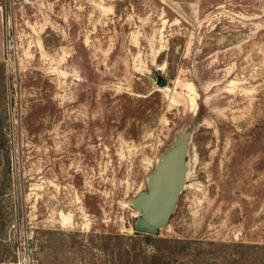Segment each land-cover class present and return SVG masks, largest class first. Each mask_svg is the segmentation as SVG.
<instances>
[{"label": "rangeland", "instance_id": "rangeland-1", "mask_svg": "<svg viewBox=\"0 0 264 264\" xmlns=\"http://www.w3.org/2000/svg\"><path fill=\"white\" fill-rule=\"evenodd\" d=\"M0 264H264V0H0Z\"/></svg>", "mask_w": 264, "mask_h": 264}, {"label": "water", "instance_id": "water-1", "mask_svg": "<svg viewBox=\"0 0 264 264\" xmlns=\"http://www.w3.org/2000/svg\"><path fill=\"white\" fill-rule=\"evenodd\" d=\"M156 85L160 89L165 87L161 76L156 77ZM191 135L190 129L175 135L173 145L157 161L154 172L148 177L146 191L131 201L137 213L133 232L155 237L167 227L185 189Z\"/></svg>", "mask_w": 264, "mask_h": 264}, {"label": "bare ground", "instance_id": "bare-ground-1", "mask_svg": "<svg viewBox=\"0 0 264 264\" xmlns=\"http://www.w3.org/2000/svg\"><path fill=\"white\" fill-rule=\"evenodd\" d=\"M165 90V89H164Z\"/></svg>", "mask_w": 264, "mask_h": 264}]
</instances>
